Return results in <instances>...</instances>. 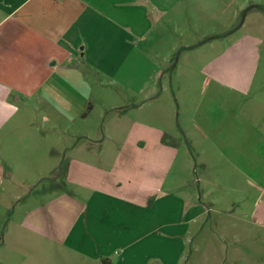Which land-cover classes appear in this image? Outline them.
Instances as JSON below:
<instances>
[{
    "label": "rangeland",
    "instance_id": "1",
    "mask_svg": "<svg viewBox=\"0 0 264 264\" xmlns=\"http://www.w3.org/2000/svg\"><path fill=\"white\" fill-rule=\"evenodd\" d=\"M226 1L230 2L228 15L215 21H195L192 31H184L191 36H182V45L193 48L178 46L171 53V66L177 64V68L164 70L160 83L152 86L155 93L149 101L138 97L122 113H106L97 108L84 123L81 119L71 123L51 112L45 116L40 102L44 112H36L33 102L19 104L20 113L12 121L21 127L16 139L40 146L30 153L25 146L21 160L16 166L12 164L14 177L22 183H4L6 190L0 198L8 213L0 228V264H108L78 256V249L90 254L96 249L88 250L86 241L80 250L77 229L66 244L50 240V249H44L27 242L35 236L18 227V222L24 220V213L44 203L41 199L49 190L50 202L57 190L77 195L78 182H67L61 174L62 164L66 168L68 161L75 159L82 163L78 169L109 170L116 157H126L127 150L120 143L115 146V142L123 140L125 131L115 130L116 127H130L135 140L134 148L128 149L129 156L133 153L137 163L146 162L136 164V174L143 169L153 172L160 164L159 155L163 156L167 169L162 192H166V197L160 201L165 205L161 217L152 211L142 223L143 228L114 244L116 255L112 251L110 256H104L110 264H264V181L255 179L256 166L239 159L231 147L226 149L214 133L211 142H203L202 130L209 133V128L199 121L194 124L192 143L182 141L180 131L191 127V118L197 112L208 110L210 116H215L214 126H210L215 132L226 121L240 126L251 120L264 134V0ZM177 40L169 37L158 54L166 56L170 43ZM233 45L241 48L231 54V60H225L223 51ZM151 57L152 66L157 67V59L153 54ZM220 58L230 60V65L218 67ZM211 61L216 62L214 68H206ZM216 72L239 82L246 79L248 84L231 93L226 84L212 81L217 78ZM140 123L151 127L147 141H140ZM89 131L97 133L86 134ZM158 131L162 132V143L167 144L164 151L155 146ZM87 135L101 141L99 147L102 145L103 149H97V156L90 154L85 145ZM81 145L84 149L79 150ZM240 151L247 155L253 152L249 147ZM5 163L1 162L4 169L11 167ZM58 169L60 173H54ZM77 174L74 169L72 175ZM184 199L193 201L203 213H182L180 205Z\"/></svg>",
    "mask_w": 264,
    "mask_h": 264
},
{
    "label": "crops",
    "instance_id": "2",
    "mask_svg": "<svg viewBox=\"0 0 264 264\" xmlns=\"http://www.w3.org/2000/svg\"><path fill=\"white\" fill-rule=\"evenodd\" d=\"M229 4L226 0H0V196L5 193L6 180L18 186L22 183L14 177L12 164L16 166L21 160L24 147L30 153L40 146L16 139L21 127L12 121L20 113V103L33 102L36 112L42 107L45 116L51 112L75 123L78 119L87 120L97 108L106 113H122L138 97L149 101L155 93L152 86L160 83L164 70L177 68V64L171 66V53L178 46L193 48L182 45L180 38L191 36L184 31H192L195 21L220 20L229 14ZM169 37L179 40L172 41L167 55L161 56L158 53ZM240 48L241 45L227 47L222 57L231 60V54ZM152 54L158 61L157 67L152 66ZM229 61H220L218 67L227 68ZM214 63L211 61L206 68H214ZM216 74L212 81L226 84L231 93L248 84L246 79L239 82ZM195 115L191 118L192 129L189 126L180 129L182 141L193 142L192 131L199 121L209 128V133L202 130L203 142H211L214 133L226 149L231 147L239 159L255 165V179L264 181V134L251 120L243 121L240 126L226 121L215 132L210 128L214 126L215 116H210L208 110ZM138 129L142 135L140 141H147L151 127L140 123ZM34 130L37 132V128ZM115 130L125 131L123 140L115 142V146L120 143L127 150L126 157H116L109 170L100 167L82 170L77 167L82 164L80 161L69 160L66 168L62 164L61 174L67 182H78L77 195L57 190L50 202L49 190L41 199L44 203L24 213L18 227L35 236L26 240L32 247L41 245L50 249V240L66 244L77 229L80 250L86 241L88 250L96 249L90 254L73 246L78 249H75L78 256L110 264L104 256H110L112 251L116 255V242L127 240L135 230L143 228L142 223L152 211L159 212L161 217L165 205L160 201L166 197V192H162L163 173L167 169L163 156L159 155V168L153 172L143 169L136 174V164L143 165L145 161L137 163L133 153L129 156L128 149L134 148V134L130 127ZM160 133L154 142L157 150L164 151L167 144L162 143ZM84 137L88 140L85 145L89 146V153L97 156V149H103L102 145L99 147L101 141L92 139L93 136ZM248 147L253 151L249 155L240 151ZM77 148L81 150L84 146ZM2 161L11 167L4 169ZM74 169L78 171L75 176ZM56 171L60 173L59 169ZM137 177L140 178L136 180ZM180 187L184 189L186 185ZM151 198H154L152 204ZM195 205L184 199L180 210L203 213ZM7 213V206L0 198V228Z\"/></svg>",
    "mask_w": 264,
    "mask_h": 264
}]
</instances>
